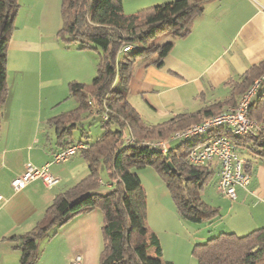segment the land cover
Masks as SVG:
<instances>
[{
	"label": "crops",
	"instance_id": "1",
	"mask_svg": "<svg viewBox=\"0 0 264 264\" xmlns=\"http://www.w3.org/2000/svg\"><path fill=\"white\" fill-rule=\"evenodd\" d=\"M166 1L170 0H127L131 3L127 14L145 8L143 2L150 3V7ZM18 3L7 50V95L0 123V195L4 199L0 202V264H19L20 240L12 239L13 236L44 223L45 210L54 196L88 173L87 163L79 153L66 162L51 163L61 146L50 119L77 106V101L69 96L68 84L89 83L96 75L98 61L95 49H81L59 41L62 0ZM262 59L264 0H206L191 31L174 41L160 65L146 61L134 66L127 99L147 124L200 110L205 117L216 113L213 106L231 94L232 86L227 82L239 80L250 65ZM261 84L256 96L264 92V82ZM231 106L225 104L220 111ZM75 131L73 142H85ZM85 132L81 130L82 136ZM214 135L211 131L193 142L201 145ZM238 150L246 160L251 179L246 188H237L235 200L240 201L236 204L245 206L242 202L250 200L252 208L257 209L264 205V161L245 148ZM28 162L37 167L50 162L49 171L58 183L47 187L37 179L19 191L14 190L11 181ZM209 170L216 186L218 168L210 165ZM137 173L141 182L143 175L152 180L165 200L158 210L155 229L160 225L170 230L176 222L196 240L206 236L202 233L208 225L196 226L179 218L167 187L152 167L141 168ZM102 181L107 183V179ZM108 188L107 183L104 189ZM164 210L170 218H164ZM102 223V212L93 209L53 227L48 235L37 240L36 264H67L74 255L81 256L83 264H100L104 245ZM165 240L171 244L170 233Z\"/></svg>",
	"mask_w": 264,
	"mask_h": 264
},
{
	"label": "trees",
	"instance_id": "2",
	"mask_svg": "<svg viewBox=\"0 0 264 264\" xmlns=\"http://www.w3.org/2000/svg\"><path fill=\"white\" fill-rule=\"evenodd\" d=\"M205 1L170 0L127 14L123 0H62L59 41L95 49L98 61L96 75L89 83L68 84L69 96L77 106L50 119L57 130L59 150L74 143V131L90 114L100 117L103 131L92 142L79 141L85 145L77 153L87 163V175L54 196L45 210L44 223L13 236L20 240L19 264H36L39 238L93 209L103 214L100 264H171L163 260L159 239L147 226L146 194L137 173L144 167H152L161 177L180 219L196 223L218 215L219 207L201 196L202 187L213 176L210 165H193L187 160L193 141L173 142L167 153L141 144L143 140L166 139L174 131L200 121L202 110L147 124L127 99L134 66L146 61L160 65L174 41L191 31ZM18 10V0H0V123L7 95V50ZM163 34L168 39L161 42ZM127 45L130 48L125 50ZM262 76L263 83L264 59L250 65L239 80L227 82L232 86L231 94L214 105V111L220 112L225 104L234 106ZM249 117L262 123V129L254 135L232 136V142L238 152L245 148L264 161V92L251 103ZM214 132L229 134L223 127ZM126 137L133 138V143L126 144ZM102 167L109 185L105 192L100 191L107 184L101 178ZM193 254L198 264H264V226L244 235L220 232L196 243Z\"/></svg>",
	"mask_w": 264,
	"mask_h": 264
},
{
	"label": "built area",
	"instance_id": "3",
	"mask_svg": "<svg viewBox=\"0 0 264 264\" xmlns=\"http://www.w3.org/2000/svg\"><path fill=\"white\" fill-rule=\"evenodd\" d=\"M129 48L130 45L124 47L125 50ZM262 80L263 76L256 79L234 106L209 114L196 123L174 131L166 139L143 140L141 144L167 153L173 142L193 141L203 134L223 127L229 132L228 135L225 133L215 134L206 143L193 145L188 150L187 160L193 165L217 166L216 190L223 197L234 201L237 197V188H246L250 183L251 175L246 168L245 158L235 149L231 138L232 136L254 135L262 129V123L249 117V107L256 97ZM128 143H133V138L126 137V144ZM84 147L82 142L70 144L54 153L51 163L66 161ZM49 165L50 162L37 167L28 162L24 170L12 179L11 186L14 190L19 191L30 182L39 179L45 186L53 187L57 184L58 178L51 174ZM3 200L0 195V202ZM67 264H83L82 257L79 255L71 256Z\"/></svg>",
	"mask_w": 264,
	"mask_h": 264
},
{
	"label": "rangeland",
	"instance_id": "4",
	"mask_svg": "<svg viewBox=\"0 0 264 264\" xmlns=\"http://www.w3.org/2000/svg\"><path fill=\"white\" fill-rule=\"evenodd\" d=\"M146 3L147 2H143V7H148L150 5V3ZM130 4L131 3H128L127 0H123L122 6L124 7L125 13H127V9H129L128 7L131 6ZM167 39V35L163 34L161 36V42L166 41ZM81 129L86 131L84 136L81 134ZM102 131L103 129L101 127L100 117L95 114L93 116L90 115L86 117L79 125V129H76L75 133L84 141L92 142L100 135V132ZM181 149L182 151L184 150L183 148ZM100 174L102 179L106 181L107 175L104 167L101 168ZM214 178L215 177L212 176L210 182L202 187L201 196L207 203L219 206V213L216 215L214 220L212 218L202 222L191 223L196 226L208 225L207 229L204 231V233H202L206 236L196 240L195 236L190 234V232H186L184 229H182V226L176 222L174 225H171L172 228H170V230H168L167 226L160 225H158L159 228L155 229L154 225H157L158 223L156 220L158 217V210L162 206V203L164 204L165 200L162 198L160 190L154 187L152 180L145 177L144 175L142 176L143 182H141V184L145 191L147 201V226L149 230L155 229V232H153L160 235L164 243V247L160 243L163 260L171 262V264H198L197 259L193 254V248L196 243L204 242L206 239L213 237L220 232H234L237 235H244L255 228L264 226V214L259 212V210L264 211V205L254 209L252 208L253 204L250 200L242 202L245 206H240L238 205L240 201L239 199L231 201L223 197L215 188L216 186L214 183ZM164 186H166L165 183ZM100 191L105 192L107 189H104L103 185L100 187ZM237 202L238 204H236ZM157 207L158 209H156ZM152 209H155V211L153 212ZM164 215V218H170V215L167 214L165 210ZM166 230H168V232H166ZM169 233L171 244H168V242L165 240ZM151 252L153 253L154 251L151 250Z\"/></svg>",
	"mask_w": 264,
	"mask_h": 264
}]
</instances>
